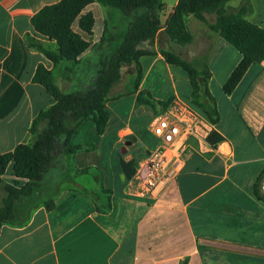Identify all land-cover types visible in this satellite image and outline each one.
I'll return each mask as SVG.
<instances>
[{"label":"crops","instance_id":"crops-1","mask_svg":"<svg viewBox=\"0 0 264 264\" xmlns=\"http://www.w3.org/2000/svg\"><path fill=\"white\" fill-rule=\"evenodd\" d=\"M59 1L0 0V155L29 144L33 120L55 103L41 84L32 81L37 66L47 67L48 60L28 48L25 37L35 35L32 16ZM177 2L164 4L165 11L173 12ZM86 13L93 17L92 33L79 28L80 17L72 29L96 43L105 33L106 12L91 3L82 11ZM192 18L189 15L187 21ZM247 21L264 28V0H251ZM89 50L81 57L87 53L91 64L98 63V55ZM240 59L237 50L213 35L206 87L219 119L209 139L219 135L222 140L211 144L208 139L204 151L189 141L182 171L158 199L149 200L137 194L138 166L127 180L121 160L132 157L119 154L127 131L139 148L153 149L156 144L149 111L135 105L137 94L146 91L155 104L174 97L193 102L185 70L166 63L158 52L141 57L138 90L106 104L109 121L104 133L98 135L88 122L69 140L71 147L81 148L71 155L72 165L90 172V181L84 179L79 186L74 181L60 190L53 210L40 206L23 226L3 225L0 264H264V201L254 194L264 169V61L253 63L226 95L223 84ZM152 73L168 79V84L150 82ZM91 169L102 175L104 189L111 191L110 208L103 213L90 196L107 195L100 193Z\"/></svg>","mask_w":264,"mask_h":264},{"label":"trees","instance_id":"trees-1","mask_svg":"<svg viewBox=\"0 0 264 264\" xmlns=\"http://www.w3.org/2000/svg\"><path fill=\"white\" fill-rule=\"evenodd\" d=\"M227 1L229 0H178L171 19L164 25L161 21V13L164 10L163 0H60L56 4L44 6L32 16L30 23L35 35L25 37L26 45L54 63L66 59L77 64L80 56L88 48L81 36L73 31L72 24L80 17L79 28L87 34L92 33V14H82L84 8L91 3H97L105 9L113 27L120 29L122 40L97 76L93 88L86 93H60L49 85L50 73L45 66L42 64L37 66L32 81L41 84L55 103L41 111L33 120L29 144L18 145L12 152L0 155V177L11 164L13 176L18 180L25 181L19 187L4 184V197L0 206V229L5 224L15 227L23 226L40 206H43L47 211L54 209V200L64 179L57 182L45 181V176L53 167L56 141L64 136L69 144L70 138L76 133V128L89 119H92L98 135L104 133L109 121L105 104L113 100L110 94L113 87L119 82L120 68L124 64L130 63L136 56L137 46L145 41H152L159 30L164 28V32L170 40L180 45L188 42L191 37L185 25L187 16L193 15L202 20L204 12H216L217 19L212 30L217 32L241 55L240 61L223 84L222 89L226 95H230L234 91L253 63L264 61V28L252 24L244 18L248 11L247 8H241L235 14L223 13L220 9ZM39 37L54 41L57 51L47 47ZM103 40L104 35L101 38V41ZM162 54L168 64L178 66L188 73L192 87V102L200 107L213 124L217 123L219 116L214 99L208 91L206 100L199 101L197 95L199 84L206 82L208 73L205 75L200 73L193 65L170 52ZM141 76L142 71L138 67L133 91L128 94L132 95L137 92ZM138 94H142V92ZM147 96L149 97L148 94ZM171 100L157 103L164 110ZM42 123L45 124V127L39 129ZM68 123L74 124L75 130L69 128ZM221 140L222 137L217 135L215 138L211 137L209 142L214 144ZM70 147L65 149L67 155H72L81 149ZM121 166L127 180L135 175L136 164L133 161L121 160ZM91 171L95 176L97 175L96 180L100 193L107 195L106 199L98 193H95L93 197L90 196L97 211L103 213L110 208L109 194L111 191L104 189L102 175L96 169H91ZM262 176H264V169L260 172L257 183L254 185V194L260 201H264V193L258 190V182Z\"/></svg>","mask_w":264,"mask_h":264},{"label":"rangeland","instance_id":"rangeland-1","mask_svg":"<svg viewBox=\"0 0 264 264\" xmlns=\"http://www.w3.org/2000/svg\"><path fill=\"white\" fill-rule=\"evenodd\" d=\"M173 1L174 0H163V3L170 5L173 3ZM241 8H247L248 11L244 16V18L247 20V17L251 12V0H229L221 7L220 10L226 14H235ZM172 14L173 12L168 13L167 11H165L164 8L163 12L161 13V21L167 22L168 20L171 19ZM105 17H106L105 21L107 23V28L105 29V33H104V40L103 41L100 40L96 43H93L91 41H86L83 39L87 43L88 48H90L89 50L90 53L92 54L94 53L98 55L97 59L99 62L97 63L95 61V63L93 62V64H91L89 62L90 59L87 58L88 55L87 53L85 54V56H83L84 58L80 56L79 62L77 64L68 61L66 59H63L59 63H54L46 58L48 62H47V67L45 68L50 73V76L48 78V83L51 87L56 88L60 93H72V92L86 93L93 88L97 76L100 74L102 68H104L105 63L110 59V57L112 56V54L114 53L117 46L120 44L122 40V34L120 33L121 32L120 29H116L113 27L109 14L107 12L105 13ZM187 17H186L185 25L187 31L191 35L190 40L180 45L175 44L170 40V38L164 32L163 29V30H159L156 33L152 41L151 40L145 41L139 46H137L136 56L132 59L130 63L124 64L119 70L120 79L119 82L113 87L111 91L110 95L113 98V100L110 102H115V101L117 102L122 98L130 96V94L128 93H131L133 91V84L135 83L136 80L137 69L138 67L141 68L140 58L143 56H152L158 52L164 59L162 53L170 52L179 59L185 60L186 62L193 65L196 69H198L200 73L204 75L208 73L206 70V64L209 54L211 52L212 37L213 35H219L217 32L212 30V26L215 24L217 19L216 12L213 11L204 12L202 20L193 16L194 17L192 18L193 22L191 21L188 22ZM44 43L50 49L57 51V45L51 47L46 42ZM206 79H207V74H206ZM149 81L154 84L156 83V85L157 82H160L162 84L161 87L166 86V84H168V79L160 80L158 76L155 75V73H152L149 76ZM206 92H207L206 82L203 84L202 83L199 84V87L197 89V95L199 96V101L206 100ZM185 98L188 97L185 96ZM190 99H191V95H190ZM136 103H137L135 104L136 107H141L142 109L145 108L146 110L149 111V115L151 119L153 118L154 115H157L161 111H163L160 105L155 104L152 101V99L147 96L146 91L142 92V94H137ZM111 105H115V104H111ZM149 107L152 108V112L149 109ZM105 111L108 113L106 108ZM125 112L126 111H124L123 114ZM133 112L137 114V112L140 111L134 110ZM119 116H121V113H119ZM88 122L93 125L92 119H89L88 121L84 122L80 127L76 128V130L81 128L83 125L87 124ZM67 125L69 128L75 130L74 124L68 123ZM43 127H45L44 123H42L39 126V129H43ZM126 133H128L127 135L129 136H127L126 138H124L125 140L123 139L120 142L119 154L123 155L122 156L123 158H126L125 156L129 154L132 157L131 160L129 161H133L136 164V166H138L152 149H149L147 147L139 148V145L136 143V139L129 134V131H127ZM66 147H70V146L67 143L64 136H62L56 141L55 150L53 152V158H54L53 167L49 170V172L45 176V181H53V180L61 181L64 179L62 183L63 185L61 186L60 190L73 186L74 181L76 182L75 183L76 186L77 185L79 186V184H81L82 180L84 179H87L89 182L90 178L88 176H91L90 172H86V171L78 172L77 169L74 168L71 162L72 160L71 155H67L65 153V151L67 150ZM65 177L67 178L66 180ZM0 178L2 180V183L0 184V206H1V202L4 197V184H10L19 187L22 186L25 183V181L18 180L13 176L11 164L6 168L5 172L3 173V175H1ZM262 181H264V176H262V178L258 182L259 192H262ZM136 182L138 181L136 180Z\"/></svg>","mask_w":264,"mask_h":264},{"label":"built area","instance_id":"built-area-1","mask_svg":"<svg viewBox=\"0 0 264 264\" xmlns=\"http://www.w3.org/2000/svg\"><path fill=\"white\" fill-rule=\"evenodd\" d=\"M214 124L191 102L178 97L154 115L150 132L156 144L138 165L136 180L140 197L158 199L166 187L182 171L189 141H195L200 151L208 147Z\"/></svg>","mask_w":264,"mask_h":264},{"label":"water","instance_id":"water-1","mask_svg":"<svg viewBox=\"0 0 264 264\" xmlns=\"http://www.w3.org/2000/svg\"><path fill=\"white\" fill-rule=\"evenodd\" d=\"M262 192H264V182H262Z\"/></svg>","mask_w":264,"mask_h":264}]
</instances>
